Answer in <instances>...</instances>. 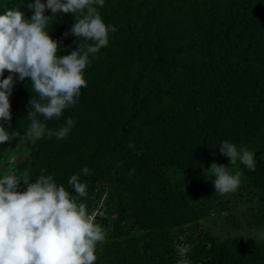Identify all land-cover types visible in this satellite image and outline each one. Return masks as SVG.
<instances>
[{"label":"trees","instance_id":"1","mask_svg":"<svg viewBox=\"0 0 264 264\" xmlns=\"http://www.w3.org/2000/svg\"><path fill=\"white\" fill-rule=\"evenodd\" d=\"M33 2L0 0V14L19 8L30 19ZM96 7L117 30L89 54L77 103L59 119L38 115L46 125L41 139L20 138L31 123V81L14 75L11 120L0 124L20 136L0 145V178L27 171L34 183L51 175L76 195L67 182L79 175L87 183L79 201L106 233L94 264H264L256 235L264 231V0H105ZM74 23L69 13L49 21L61 57L94 43L77 40ZM68 118V136L48 138ZM223 141L255 153L256 171L239 160L231 166L218 149ZM212 163L240 173L235 192L214 194ZM25 190L21 182L18 191Z\"/></svg>","mask_w":264,"mask_h":264},{"label":"clouds","instance_id":"2","mask_svg":"<svg viewBox=\"0 0 264 264\" xmlns=\"http://www.w3.org/2000/svg\"><path fill=\"white\" fill-rule=\"evenodd\" d=\"M105 0H34L27 6L34 14L30 19L19 8L6 9L0 14V121L11 120L9 96L14 86V75L20 81L30 78L32 98L29 101L28 119L31 121L21 140H37L44 137L46 125L38 119H59L63 111L74 106L81 89L87 87L84 70L89 65V54H96L109 43V33L117 29L106 25L96 6ZM50 9L53 16H46ZM69 13L75 17L71 34L77 40L93 41L80 44L70 54L59 56V42L48 32L49 21L57 14ZM79 14L75 16L74 14ZM67 35V33H65ZM86 49V50H85ZM9 75L5 78L4 73ZM35 92L39 99L33 96ZM74 121L68 118L65 125L52 132L64 139L70 133ZM20 133L10 132L0 124V145L9 142ZM219 152L228 157L231 166L237 161L251 171H256L255 153L223 141ZM135 170H131L130 175ZM213 174L215 193L225 195L235 192L241 184L240 173L233 174L230 167L212 163L207 170ZM85 175L90 170L82 169ZM27 171L17 175L15 171L0 178V264H94L96 246L104 242L106 233L89 215L85 203L87 183L79 175H72L68 185L76 195L63 185H57L51 175H40L30 182ZM23 182L26 190L18 188ZM257 237L264 240V231ZM177 264H191L187 258Z\"/></svg>","mask_w":264,"mask_h":264},{"label":"rangeland","instance_id":"3","mask_svg":"<svg viewBox=\"0 0 264 264\" xmlns=\"http://www.w3.org/2000/svg\"><path fill=\"white\" fill-rule=\"evenodd\" d=\"M19 149H20L19 146H15V147L11 148V154H13V155L19 154V152H20Z\"/></svg>","mask_w":264,"mask_h":264}]
</instances>
